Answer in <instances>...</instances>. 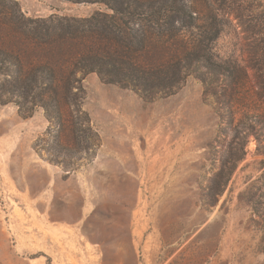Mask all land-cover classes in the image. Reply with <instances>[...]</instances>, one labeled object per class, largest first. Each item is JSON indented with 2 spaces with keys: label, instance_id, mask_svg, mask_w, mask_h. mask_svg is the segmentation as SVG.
<instances>
[{
  "label": "rangeland",
  "instance_id": "rangeland-1",
  "mask_svg": "<svg viewBox=\"0 0 264 264\" xmlns=\"http://www.w3.org/2000/svg\"><path fill=\"white\" fill-rule=\"evenodd\" d=\"M192 1L0 0V264H264V0ZM211 23L247 101L145 93Z\"/></svg>",
  "mask_w": 264,
  "mask_h": 264
},
{
  "label": "trees",
  "instance_id": "trees-1",
  "mask_svg": "<svg viewBox=\"0 0 264 264\" xmlns=\"http://www.w3.org/2000/svg\"><path fill=\"white\" fill-rule=\"evenodd\" d=\"M257 6H261L262 3L259 0H255ZM199 3L201 4L200 0ZM172 6L173 4L170 3ZM170 5V6H171ZM198 0H193L190 7L183 4L182 6H178L177 10L179 11V18L181 20L184 19L186 15L189 14L190 18L193 20H198L199 12L198 8ZM198 13L196 18L192 15V13ZM259 26H256L250 29L251 37L255 39L256 42H264V27L258 29ZM221 29L217 24L211 23L208 29L204 32V36L201 40H199L198 44L192 48V50H188L184 52L177 61L173 62L169 65V67L165 68H157L151 71H145L141 78H139L140 85L144 88L145 93L152 92L155 89L166 86L171 83H177L180 77V73L183 69H190L191 67L195 68H205L209 76L212 77V80L218 82L222 81L221 85H217L218 87H222L220 92H214V95H220L224 102H232V103H244L247 101V98L250 97L248 94V89L245 86L247 76L243 74L242 69L238 64L229 62L222 63L215 59V55L212 52V48L209 47L213 41L219 38ZM261 40V41H260ZM264 50V46L261 48ZM260 49V50H261ZM181 58V59H180ZM173 68L170 71L169 68ZM260 68H258V71ZM116 75H123L125 77L126 74L123 72H113ZM133 77H136L133 74ZM130 78L132 76H129ZM218 84V83H217ZM264 84H262V89L259 91L258 96H263ZM258 120V119H257ZM260 122L264 125V121L260 120ZM264 128V126H263ZM241 154L245 155V148L243 147L241 150ZM233 170L225 174L221 173L223 178H226L225 184H227L230 180V176ZM210 195V194H209ZM215 193H212L210 197L213 199ZM212 202H208L211 205Z\"/></svg>",
  "mask_w": 264,
  "mask_h": 264
}]
</instances>
